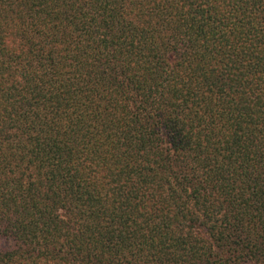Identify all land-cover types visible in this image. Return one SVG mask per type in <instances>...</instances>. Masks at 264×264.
<instances>
[{
    "label": "trees",
    "instance_id": "1",
    "mask_svg": "<svg viewBox=\"0 0 264 264\" xmlns=\"http://www.w3.org/2000/svg\"><path fill=\"white\" fill-rule=\"evenodd\" d=\"M0 264H264V0H0Z\"/></svg>",
    "mask_w": 264,
    "mask_h": 264
}]
</instances>
